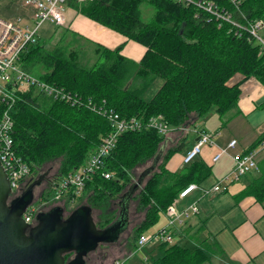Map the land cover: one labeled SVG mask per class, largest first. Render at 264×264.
Masks as SVG:
<instances>
[{
  "label": "trees",
  "instance_id": "trees-1",
  "mask_svg": "<svg viewBox=\"0 0 264 264\" xmlns=\"http://www.w3.org/2000/svg\"><path fill=\"white\" fill-rule=\"evenodd\" d=\"M15 1L3 8L0 6L2 18L17 20L25 16ZM214 1L244 22L228 1ZM144 5L153 9L152 19L147 22L143 20ZM22 6L28 9L23 2ZM68 6L143 45L146 52L136 62L124 56L121 47L107 48L68 29L54 47L47 48L39 38L21 54L22 69L48 83L65 87L81 99L79 106H73L53 100L35 87L17 92L19 98L12 110L14 147L31 168L24 183L30 184L46 163L61 159L59 174L43 199L45 203L53 202L54 184L58 179L82 167L102 139L112 132L109 112L118 113L124 119L139 118L143 123L161 116L173 130H186L194 128L214 109L225 127L240 113V86L250 78H256L264 86V53L259 47L246 33L236 35L232 25L219 22L195 6L172 0L83 3L69 0ZM240 10L248 20H264V0H243ZM158 81L159 87L147 99V92ZM89 101L93 102L92 106ZM188 138L183 137L177 146L164 152L159 158L158 170L135 196L138 211L145 216L133 228L129 239L134 251L140 236L157 225L160 215L175 203L184 188L193 183L203 184L213 174L212 167L198 157L180 172L168 169L169 161L182 151ZM263 138L264 134L246 152L256 149ZM166 139L147 127L121 135L103 167L113 178L105 179L100 172L93 174L82 195L71 194L62 200L65 208L77 204L72 213L87 205L93 216L95 211L99 213L95 220L99 229L109 226L118 214L113 209V201L134 183L135 169L158 156ZM259 168L261 176L241 196H252L263 203L264 162ZM216 246L209 239L196 240L193 250L162 243L160 248L164 254L151 264H203L214 254Z\"/></svg>",
  "mask_w": 264,
  "mask_h": 264
},
{
  "label": "built area",
  "instance_id": "built-area-1",
  "mask_svg": "<svg viewBox=\"0 0 264 264\" xmlns=\"http://www.w3.org/2000/svg\"><path fill=\"white\" fill-rule=\"evenodd\" d=\"M77 1L83 3L92 0ZM172 1L187 6H195L210 14L219 22L232 25L236 35L241 36L246 33L249 40L259 47L261 53H264V20H248L240 10L243 0L226 1L235 7L244 22H241L233 11L222 7L214 0ZM68 2L69 0H23V5L32 12L30 17L17 20H8L0 17V161L9 177L13 197L20 196L24 180L31 173V168L17 155L14 147L12 110L19 98L17 92L25 88L35 87L43 95L53 100L62 101L73 106L81 104L79 96L71 94L65 87L37 78L28 73L27 70L22 69L19 64L21 54L30 45H34L39 40V31L45 23L59 27H63L66 24V11L69 9ZM89 105L92 106L93 102L89 101ZM107 115L111 123L112 132L102 139L101 144L91 153L82 167L58 179L54 184V199L56 201H62L71 194L76 197L82 195L87 181L95 173H102L101 175L105 179L113 178V174L104 172L103 167L106 159L116 149L120 136L124 133L139 132L143 127H147L156 130L162 136H167L173 130L161 116L152 117L147 123H143L139 118L124 119L118 113L112 111ZM215 135V131L199 129L198 141L184 157V164L187 165L193 162L202 153L204 146L213 145V137ZM236 141L233 140L229 144V148H234L237 145ZM263 150L264 138L256 149L234 155L233 169L211 187H202L193 183L184 188L175 203L164 213L167 218V224L152 236L141 235L138 240V246L144 248L151 242L173 244L178 227L183 225L186 219L200 212L197 202H192L183 209H178L175 205L176 202L180 199L188 198L196 190H200L204 197L227 192L232 184L259 170L258 156ZM226 153V149L220 150L213 156V161H219L222 155ZM35 214V210L30 206L26 209L23 218L28 224H32ZM114 264H125V259H117Z\"/></svg>",
  "mask_w": 264,
  "mask_h": 264
},
{
  "label": "crops",
  "instance_id": "crops-1",
  "mask_svg": "<svg viewBox=\"0 0 264 264\" xmlns=\"http://www.w3.org/2000/svg\"><path fill=\"white\" fill-rule=\"evenodd\" d=\"M76 21H79L81 26L73 28L71 24ZM64 26L107 48L121 47L122 54L136 62H139L146 52L143 45L97 24L71 8L66 11ZM239 79L240 77H237V80ZM240 87L241 96L238 100L240 113L228 123L230 136L227 140H219L220 127L218 126L176 130L179 135L176 139L189 137L182 151L186 148L192 135L195 139L194 144L197 143L199 129L216 132L213 137L214 144L204 146L198 159L211 166L216 173L215 176L218 177H223L234 167V155L246 152L258 140L255 139L256 136L264 134L263 84L256 78H250ZM233 140H237V145L234 148H229V144ZM222 149H226L227 153L222 155L219 161L214 162L213 156ZM184 157H178V154L174 155L167 165L168 169L171 172L182 171L185 166ZM258 162L259 165L264 162V150L259 153ZM212 176L200 186L209 187L215 184L216 179L213 180ZM247 176L241 181H245ZM260 176L259 168L255 179ZM239 182L232 184L225 193L208 197H204L200 190H196L188 198L180 199L175 204L178 209H183L192 202L198 203L199 214L186 219L183 225L178 227L175 237L182 236L184 240H191L194 249L196 240L209 239L216 242L215 252L210 255L206 261L207 264H264V202L260 203L252 196H241L251 183L247 186H238ZM163 216L167 222L166 215L163 214Z\"/></svg>",
  "mask_w": 264,
  "mask_h": 264
},
{
  "label": "water",
  "instance_id": "water-1",
  "mask_svg": "<svg viewBox=\"0 0 264 264\" xmlns=\"http://www.w3.org/2000/svg\"><path fill=\"white\" fill-rule=\"evenodd\" d=\"M165 152L163 145L137 183L132 184L120 201V210L113 223L97 227L92 209L82 205L66 216L65 208L57 206L36 214V224H28L23 215L33 204L34 188L42 177L19 197L10 200L12 188L0 161V264H88L87 257L102 244H114L128 229L130 202L145 177L154 172ZM70 255V257H68Z\"/></svg>",
  "mask_w": 264,
  "mask_h": 264
},
{
  "label": "rangeland",
  "instance_id": "rangeland-1",
  "mask_svg": "<svg viewBox=\"0 0 264 264\" xmlns=\"http://www.w3.org/2000/svg\"><path fill=\"white\" fill-rule=\"evenodd\" d=\"M12 0H0V6L1 8H3V6L9 2H11ZM16 5H18L20 7V11H22L24 13V17L25 19H27L28 17L31 16L32 12L30 9H24V7L22 6V0H17L15 1ZM142 13H143V20L145 22L150 21L152 19V14H153V9L149 6V5H144L142 8ZM0 17H2V15L0 14ZM11 19H15V18H11ZM27 22V21H25ZM29 22V21H28ZM73 28H78L80 23L79 21L74 22L73 24H71ZM81 26V25H80ZM84 27V26H83ZM69 31L67 27L63 26V27H59V26H54L51 25L50 23H45L40 31H39V38L41 41H44V44L46 45L47 48H52L57 44V41L61 38V35H63V33L65 31ZM92 46H90L89 49H91ZM160 81L156 82L151 89L147 92L146 94V98L150 99L155 91L157 90V88L159 87ZM203 126H207V127H212V126H218L220 127V134H219V140H227L230 136V134L228 133V128L230 127V125L224 127L222 125V123L220 122L218 115L216 113V111L214 109H212L207 116L203 117L201 120H199L196 124V128H202ZM186 135V132H185ZM178 133H176V130L173 131L171 130L170 133H168V135L166 136L167 139L164 142V146H165V151L175 147L179 144V142H181L182 139H176L177 138ZM183 137V136H182ZM260 136H256V140L259 139ZM255 140V141H256ZM194 136L192 135L189 142L187 143L186 148H184V150L178 154V157H184L188 151L192 150V148L194 147ZM61 159L54 160L51 161L49 163H46L42 169L41 172L38 176H35L32 178V181L30 182V184L27 185V183H24V186H31L34 181L39 180V177L43 176V179L41 180L40 184L37 185L34 190L32 191L34 193V200H33V204L32 207L35 210L36 214L39 212H47L49 210H51L54 207H57L60 205V207H64V201H56L55 199L53 200V202H46L43 201L44 197L48 196V193L50 190V185L53 183L54 178L59 174V170L61 167ZM153 166V161H150L138 168L135 169L134 171V175H133V182L137 183V181L139 180V178L143 175V173L148 170L149 168H151ZM233 169V168H232ZM230 169V170H232ZM158 170V164H156L154 172ZM153 172V173H154ZM149 174L145 177L144 180V184L147 182V180L150 178V176L153 174ZM214 173V171H213ZM229 173V172H227ZM226 173V174H227ZM216 173L213 174V180L216 179L215 183H217V181H219L221 177L215 176ZM225 175V174H224ZM223 175V176H224ZM257 176V171H254L252 173H250L247 178L245 179V181H241L239 182L238 186H247L250 183L254 182L255 177ZM243 182V183H242ZM29 183V182H28ZM133 183V184H134ZM143 184V185H144ZM142 185V186H143ZM214 185V184H213ZM211 187V186H209ZM129 190V188L127 187V189L118 197L113 201V209H115L117 212L119 213L120 210V201H122V197L125 193H127V191ZM140 190V189H139ZM138 191H136V193L134 194L131 202H130V206H129V227L128 229L120 236V239L118 240V242L114 243V244H102L101 246H99V248L91 253L88 257L89 264H114L115 261L117 259H127L126 264H151L153 262V260L160 258L163 254L164 251L160 248V244L157 242H151L149 243L146 247L144 248H140L139 246L136 248V250L134 251L133 249L130 248L129 245H131L129 239L130 237H132L134 229L143 219H144V212H139L138 211V200L136 199L135 196H137ZM14 199L13 195H11L10 200ZM77 206V204L73 203L70 206H67L65 208V212H66V216H69L70 212L72 209H74ZM98 212L95 211L94 216L95 220H98ZM166 219L165 217L162 215H160V219L159 222L157 223V225L153 226L150 230H148L146 232V235L148 236H152L155 233L158 232V230L160 229V227H163L166 225ZM174 243L173 244H178L182 247H186L189 248L191 250H193V244L190 241L184 240V238L182 236H177L174 238ZM203 264H207L206 262H204Z\"/></svg>",
  "mask_w": 264,
  "mask_h": 264
},
{
  "label": "flooded vegetation",
  "instance_id": "flooded-vegetation-1",
  "mask_svg": "<svg viewBox=\"0 0 264 264\" xmlns=\"http://www.w3.org/2000/svg\"><path fill=\"white\" fill-rule=\"evenodd\" d=\"M28 189V186H23L22 188H21V194H20V196L26 191ZM17 197H19V196H17ZM17 197H14V199L15 198H17ZM118 215V214H117ZM116 215V216H117ZM36 224V220H34V222L32 223V225H35ZM89 257V256H88ZM88 257H87V259H86V261H87V263L89 264V261L90 260H88Z\"/></svg>",
  "mask_w": 264,
  "mask_h": 264
}]
</instances>
